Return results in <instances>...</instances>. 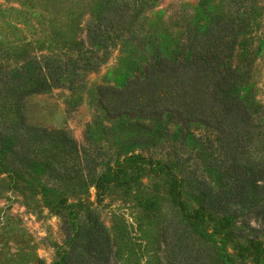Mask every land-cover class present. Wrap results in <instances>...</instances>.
Listing matches in <instances>:
<instances>
[{
	"label": "trees",
	"instance_id": "1",
	"mask_svg": "<svg viewBox=\"0 0 264 264\" xmlns=\"http://www.w3.org/2000/svg\"><path fill=\"white\" fill-rule=\"evenodd\" d=\"M153 1L87 0V7L94 3L84 26L93 48H73L64 60L30 54L27 47L0 52V174L14 180L26 209L38 202L61 217L70 238L62 264H126V255H136L127 235H110L99 219L90 185L98 198L142 207L147 264H264L262 111L239 93L246 69L229 63L246 17L207 13L204 29L164 52L133 29ZM117 36L134 41L145 57L119 87L97 86V101L108 116L122 119L113 130L128 131L131 149L139 152L102 166L109 156L99 146L80 144L62 129L26 125L22 99L62 76L72 81L81 67L94 68L96 52ZM9 56L19 64L9 66ZM198 122L212 133H194L190 125ZM164 142L159 158L143 154Z\"/></svg>",
	"mask_w": 264,
	"mask_h": 264
},
{
	"label": "rangeland",
	"instance_id": "2",
	"mask_svg": "<svg viewBox=\"0 0 264 264\" xmlns=\"http://www.w3.org/2000/svg\"><path fill=\"white\" fill-rule=\"evenodd\" d=\"M81 1L82 4L73 2L78 4L71 7L67 0H61L62 4L54 0H0V52L3 51L2 55L21 53L27 47L30 54L42 58L56 55L64 60L74 55L73 48L92 49L84 26L94 3L87 7V0ZM235 11L246 17V23L236 37L229 63L240 71L246 69L239 93L260 105L259 122L264 123V0H204L202 4L201 0H154L143 8L133 29L146 40L158 43L165 52L178 42L185 44L189 33L193 36L198 28L204 29L201 26L207 13L228 15ZM76 12L81 14L76 16ZM54 36L65 41L56 43ZM135 45L124 36L113 37L105 47L106 54H103L105 48L96 52L94 68L81 67L72 81L62 76L59 82L51 81L46 90L25 94L22 110L26 125L62 129L80 144L99 146L109 156L102 166L139 152L138 147L131 149L132 136H128V131L113 130L122 119L108 116L96 94L99 85L119 87L132 78L134 62H143L146 52ZM83 51L82 56L91 55ZM19 62L20 58L8 57L9 66ZM256 122L254 118L253 123ZM190 127L196 134L212 133L208 125L199 122ZM166 144L143 154L159 158ZM190 147L191 144H186L183 150ZM100 170L98 166L95 172ZM14 184L5 173L0 174V264H62L70 238L64 233L61 217L50 214L38 202L26 209ZM88 194L91 206L109 234L117 238L127 235L131 239L132 252L136 255L125 253L126 264H147L139 229L142 207L138 209L132 202L124 203L108 196L98 198L93 185L89 186ZM260 240L264 245V234Z\"/></svg>",
	"mask_w": 264,
	"mask_h": 264
}]
</instances>
